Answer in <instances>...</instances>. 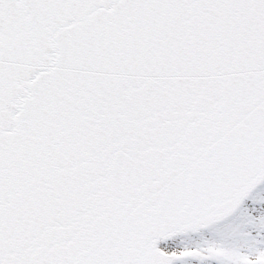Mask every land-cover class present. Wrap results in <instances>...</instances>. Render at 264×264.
I'll return each instance as SVG.
<instances>
[{
    "label": "snow or ice",
    "instance_id": "obj_1",
    "mask_svg": "<svg viewBox=\"0 0 264 264\" xmlns=\"http://www.w3.org/2000/svg\"><path fill=\"white\" fill-rule=\"evenodd\" d=\"M0 264H264V0H0Z\"/></svg>",
    "mask_w": 264,
    "mask_h": 264
}]
</instances>
